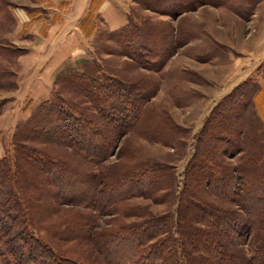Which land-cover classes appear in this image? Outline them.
<instances>
[{
	"label": "rangeland",
	"instance_id": "374dc122",
	"mask_svg": "<svg viewBox=\"0 0 264 264\" xmlns=\"http://www.w3.org/2000/svg\"><path fill=\"white\" fill-rule=\"evenodd\" d=\"M152 1L151 10L144 9L143 0L124 1L127 21L112 32L94 16V30L84 37L78 25L87 12L81 19L74 17L72 0H0V159L7 157L12 162L15 134L30 123L42 103L58 96L72 119L89 128L93 126L87 116L98 120L96 109L112 108L118 118L128 114V119L137 112L133 126L117 136L100 167L122 163L134 173H142L160 164L173 178V195L161 190L153 197L127 199L101 213L80 204H54L52 211L40 208L35 237L57 246V239L49 235L50 230L45 232V227L54 225L52 234L58 237L67 229L64 237L77 238L64 243L63 248L76 255L96 256L98 264L136 263L128 251L133 246L120 244L115 234L98 253L87 242L89 236L83 235L86 228L93 231L89 235L124 230L127 237L128 229L140 222L174 213L175 197L182 189L181 175L194 155L200 130L220 102L245 82L261 92L255 100V118L264 146L262 0H182V8L188 9L178 13L171 12L168 0ZM78 75L84 76L80 81L101 103L99 108L69 85ZM124 124L113 120L111 128L121 130ZM73 138L83 145L90 143L87 137ZM34 147L52 160L65 156L91 174L99 170L75 151L48 144ZM242 155L238 152L222 158L234 165ZM83 182L76 178L70 184L72 198L86 196ZM261 189H252L247 199L249 211L257 209ZM240 214L244 219L247 216ZM192 215L200 217L196 212ZM72 224L77 227L73 229ZM263 235L255 230L245 234L241 230L236 235L233 244L242 250L247 264H260L256 250ZM177 263L185 264L180 255Z\"/></svg>",
	"mask_w": 264,
	"mask_h": 264
},
{
	"label": "trees",
	"instance_id": "16d2710c",
	"mask_svg": "<svg viewBox=\"0 0 264 264\" xmlns=\"http://www.w3.org/2000/svg\"><path fill=\"white\" fill-rule=\"evenodd\" d=\"M168 1L171 12L188 9L182 8L185 5L182 0ZM102 2L90 1L78 25L84 37L93 32V18ZM153 3L143 0L144 9L151 10ZM128 23L131 26L130 19ZM83 77L78 75L76 82L67 84L99 108L101 103L82 85ZM248 84L235 88L205 121L196 139L194 155L181 175L176 211L140 222L128 229L127 237L124 230L89 235L93 231L87 227L83 235L89 236L87 242L93 249L99 253L116 234L120 244L133 246L128 248L131 260H136L133 264H178V255L185 264H247L242 250L233 244L236 235L241 230L244 234L249 230L264 232V146L255 118V100L261 92ZM251 94L254 99H250ZM63 103L58 96L42 103L30 123L15 134L12 162L7 157L0 159V264H98L96 256L82 252L76 255L72 249L63 248L64 243L77 238L64 237L67 229L58 237L52 234L54 225L45 227V232L50 230L48 234L57 239L54 243L57 246L52 247L33 235L42 207L52 211L54 204L67 207L80 204L101 213L133 197L149 198L161 190L175 194L173 178L164 165H153L142 173H134L122 163L98 165L110 155L117 136L133 126L138 117L136 111L129 113L128 119V114L118 118L112 108L96 109L98 120L86 115L93 126L89 128L88 124L72 119L62 108ZM260 103L264 104L263 99ZM113 120L125 123L124 128L112 129ZM74 136L87 137L90 143L80 144ZM34 144L75 151L83 161L99 166V170L96 175L90 170H80L65 156L52 160L51 155L40 152ZM238 152L243 155L236 164L223 161L224 155ZM76 178L86 181L83 182L86 196L72 198L69 194L70 184ZM257 186L262 188L260 201L257 209L249 211L247 199ZM194 212L200 217H194ZM240 212L247 215L245 219ZM70 227L74 229L77 224ZM256 254L261 257L260 264H264V235Z\"/></svg>",
	"mask_w": 264,
	"mask_h": 264
},
{
	"label": "crops",
	"instance_id": "0c3cea01",
	"mask_svg": "<svg viewBox=\"0 0 264 264\" xmlns=\"http://www.w3.org/2000/svg\"><path fill=\"white\" fill-rule=\"evenodd\" d=\"M124 1L126 0H103L97 13L94 15H98L97 17L103 20L106 29L110 32L120 29L127 21V12L124 7ZM89 2L90 0H72L71 11L73 16L81 19L87 12L86 10ZM262 2L264 3V0H262ZM77 33L82 36L78 30Z\"/></svg>",
	"mask_w": 264,
	"mask_h": 264
}]
</instances>
